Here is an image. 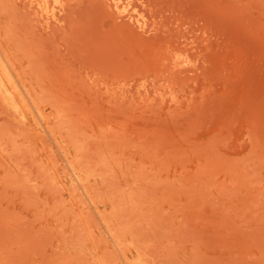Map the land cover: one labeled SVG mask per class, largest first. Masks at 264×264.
Here are the masks:
<instances>
[{
	"label": "rangeland",
	"instance_id": "rangeland-1",
	"mask_svg": "<svg viewBox=\"0 0 264 264\" xmlns=\"http://www.w3.org/2000/svg\"><path fill=\"white\" fill-rule=\"evenodd\" d=\"M0 1V264H264V0Z\"/></svg>",
	"mask_w": 264,
	"mask_h": 264
},
{
	"label": "bare ground",
	"instance_id": "bare-ground-1",
	"mask_svg": "<svg viewBox=\"0 0 264 264\" xmlns=\"http://www.w3.org/2000/svg\"><path fill=\"white\" fill-rule=\"evenodd\" d=\"M30 1V3H32V4H34V1H36V0H29ZM40 1V0H39ZM53 1H57V0H53ZM1 2V1H0ZM49 2H50V0H44V2H43V4H41L40 5V8L39 9H37V11H39V12H41L43 15H45V17L47 18V21L49 22V21H51V20H53V21H60L61 20V17H60V14H61V12H63L64 10H65V7H64V5L63 6H60V7H57V6H54V7H52V6H50L49 5ZM126 2H128V1H126ZM3 3V2H2ZM6 3H11L12 5H14V1H13V3H12V1H10L9 2V0H7L6 1ZM24 3H25V1H24ZM110 3V2H109ZM122 3V2H121ZM120 3V0H112L111 1V4L110 5H112V7H113V10H115V12L117 13V15L118 16H120V17H123V15H124V13H125V11L128 9V6H129V4H125V5H123V4H121ZM10 4V5H11ZM2 6H4L3 8L5 9L6 8V5H2ZM2 6H1V8H2ZM11 8H13L14 9V6L12 7V6H10L9 8L7 7L6 8V11H7V9H11ZM17 8V7H16ZM13 9H11L12 11H13ZM17 9H19V8H17ZM24 9H25V7H24ZM29 9V8H28ZM35 10V9H34ZM2 11V9L0 10V12ZM16 13L18 12V10L17 11H15ZM30 12V11H29ZM28 12V13H29ZM35 12H36V10H35ZM2 13V12H1ZM7 15H8V13L7 12H5ZM15 13V14H16ZM37 13V12H36ZM127 13V12H126ZM125 13V14H126ZM6 14H4V13H2V15H6ZM18 14V16H21L22 17V14H24V13H22V14H20L19 15V13H17ZM30 14V13H29ZM1 15V14H0ZM24 15H26V14H24ZM23 15V18H25V16ZM39 14H36V16H38ZM41 15V14H40ZM9 16H12V14L11 15H8V18H9ZM18 16L16 15V17L18 18ZM117 16V17H118ZM20 17V20H19V18L16 20L17 22L19 21L21 24H23L24 23V20H21L22 18ZM129 17L132 19V22H133V20H135V21H137L139 24H141L142 26H143V24L142 23H140L139 22V20L137 19V18H135L133 15H129ZM14 18V17H13ZM129 18V19H130ZM10 20H11V17L9 18ZM128 19V18H127ZM29 20H30V18H29ZM9 21V20H8ZM7 21V22H8ZM12 21V20H11ZM28 21V20H27ZM134 21V22H135ZM6 22V23H7ZM10 22V21H9ZM18 22V23H19ZM136 22V23H137ZM19 23V24H20ZM8 24H11V23H8ZM15 24V23H14ZM14 24H12L14 27H15V25ZM45 24V23H44ZM50 24V23H49ZM48 24V25H49ZM5 25L6 24H4V26H3V28H1L0 27V29H4V27H5ZM0 26H2V25H0ZM25 26V25H24ZM30 26H31V24H30ZM50 26H53V25H51L50 24ZM138 26V25H137ZM7 27H8V25H7ZM6 27V28H7ZM13 27V28H14ZM28 27V26H27ZM144 27V26H143ZM49 28H51V27H49ZM142 28V27H141ZM9 29H10V31H12L13 33H15L14 32V30H17L18 29V27H17V29L16 28H14L13 30H11V28L9 27ZM30 29H32V27L30 28ZM6 30V29H5ZM4 30V31H5ZM24 30V29H23ZM28 30H29V28H28ZM3 31V32H4ZM6 31H9V30H6ZM19 31L21 32V30L19 29ZM30 32V31H29ZM5 33V32H4ZM31 33V32H30ZM29 33V34H30ZM16 34V33H15ZM14 34V35H15ZM24 34V33H23ZM27 34V33H26ZM29 34L28 35H26V36H29ZM31 35V34H30ZM10 36H13V35H10ZM9 35H8V37H10ZM5 37H7V35L5 36ZM16 35H15V39H16ZM20 36L18 35V38H19ZM24 37V36H23ZM13 38V37H12ZM22 38V37H21ZM25 38V37H24ZM10 39H11V37H10ZM9 39V40H10ZM20 39V38H19ZM18 39V41L17 42H21L22 40H24L23 38L21 39V40H19ZM32 39V38H31ZM31 39H29V40H31ZM28 39H26V41L24 40V41H22L21 43L22 44H25V42L26 43H28V44H31L32 42H28L27 41ZM13 41V40H12ZM32 41H33V39H32ZM16 42V45L15 46H18V45H20V44H18ZM14 44V43H13ZM18 44V45H17ZM21 44V45H22ZM28 44H25V45H28ZM8 43L5 41V39L1 36V34H0V95H2V97L7 101V103H9L16 111H18V112H20V113H25L24 112V109H25V107H26V105H27V101H26V98H25V96L23 95V89H24V85H23V83H24V81H22L23 79H21L20 77H18V72H17V66H16V63H15V61L13 60V58L9 55V53H8ZM24 45V46H25ZM23 46V45H22ZM23 46V47H24ZM19 47V46H18ZM23 47H20V50L19 51H22V49L21 48H23ZM31 47V46H30ZM33 47V46H32ZM32 47L30 48V50L32 49ZM16 48V47H15ZM25 48V47H24ZM28 49V48H27ZM10 51V50H9ZM26 51V50H25ZM29 50H27V52H28ZM11 52V51H10ZM18 52V51H17ZM22 53V52H21ZM11 54V53H10ZM26 55V54H25ZM26 56H28V55H26ZM16 58V57H15ZM30 58H31V56H30ZM35 58V60H36V57H34ZM33 58V59H34ZM29 59V58H28ZM31 60H32V58H31ZM39 60V59H38ZM17 61V60H16ZM30 61V60H29ZM28 61V63H30ZM17 63H19V62H17ZM34 63V62H33ZM32 63V64H33ZM28 66H29V64H27ZM31 65V64H30ZM35 65V64H34ZM38 65V64H37ZM27 66V67H28ZM26 67V66H25ZM24 67V68H25ZM26 67V68H27ZM36 67V66H35ZM25 68V69H26ZM29 68H30V66H29ZM31 68H32V66H31ZM34 68H32L31 70H33ZM38 69V68H37ZM22 69H20V71H21ZM23 71V70H22ZM23 72H25V70L23 71ZM31 73H32V71H31ZM34 73H36L35 72V70H34ZM25 79V78H24ZM25 84V83H24ZM29 84V83H28ZM39 84V83H38ZM25 91H26V89H25ZM28 93V92H27ZM28 97V96H27ZM30 97V96H29ZM31 98V97H30ZM12 112V111H11ZM30 113V112H29ZM15 115H16V113H15ZM21 115V114H20ZM19 116V115H18Z\"/></svg>",
	"mask_w": 264,
	"mask_h": 264
}]
</instances>
